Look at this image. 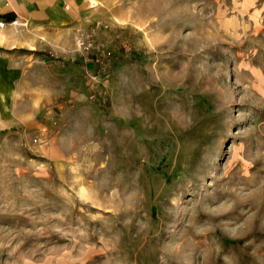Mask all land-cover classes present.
<instances>
[{
    "label": "rangeland",
    "instance_id": "rangeland-1",
    "mask_svg": "<svg viewBox=\"0 0 264 264\" xmlns=\"http://www.w3.org/2000/svg\"><path fill=\"white\" fill-rule=\"evenodd\" d=\"M62 8L0 14V264H264V0Z\"/></svg>",
    "mask_w": 264,
    "mask_h": 264
},
{
    "label": "crops",
    "instance_id": "crops-1",
    "mask_svg": "<svg viewBox=\"0 0 264 264\" xmlns=\"http://www.w3.org/2000/svg\"><path fill=\"white\" fill-rule=\"evenodd\" d=\"M62 3L63 0H0V14L7 6L14 8L13 11L15 12L18 10L17 17L9 20L13 21L17 27H22L19 23L23 20L28 21L40 18L53 19L56 22L60 20H72L74 13L64 11ZM61 11L65 12V14L61 13ZM0 26L3 25L1 24ZM0 32H4V35L6 34L4 43L13 44L11 42V37H13L12 41H16L19 44V40L14 38L13 31L10 32L0 29ZM16 44L9 45L8 47L3 46L6 44H0V85L9 84L11 86L9 101L12 103L18 99L21 93L20 84L25 81L29 66H33V63H30L33 54H17L16 52L5 49L13 48ZM18 44L17 46H19ZM34 116L36 117L37 115L35 114ZM26 122H28L27 114L15 109L13 105H11V109L8 111L0 103V127H14L15 125L25 124Z\"/></svg>",
    "mask_w": 264,
    "mask_h": 264
},
{
    "label": "trees",
    "instance_id": "trees-1",
    "mask_svg": "<svg viewBox=\"0 0 264 264\" xmlns=\"http://www.w3.org/2000/svg\"><path fill=\"white\" fill-rule=\"evenodd\" d=\"M14 50H16V49H14ZM21 51H25L28 53H38V54L43 55L44 57H48L47 53H44V51H36V50H28V49H21Z\"/></svg>",
    "mask_w": 264,
    "mask_h": 264
},
{
    "label": "bare ground",
    "instance_id": "bare-ground-1",
    "mask_svg": "<svg viewBox=\"0 0 264 264\" xmlns=\"http://www.w3.org/2000/svg\"><path fill=\"white\" fill-rule=\"evenodd\" d=\"M4 33V32H3ZM3 33L0 32V42L4 43V41L6 40V34L4 35ZM9 38V37H8ZM10 43V42H9Z\"/></svg>",
    "mask_w": 264,
    "mask_h": 264
}]
</instances>
